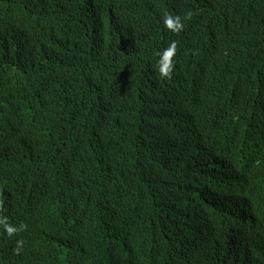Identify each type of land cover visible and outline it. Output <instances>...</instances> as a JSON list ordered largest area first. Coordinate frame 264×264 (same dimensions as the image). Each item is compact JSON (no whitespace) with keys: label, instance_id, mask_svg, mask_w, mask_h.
Returning a JSON list of instances; mask_svg holds the SVG:
<instances>
[{"label":"trees","instance_id":"1","mask_svg":"<svg viewBox=\"0 0 264 264\" xmlns=\"http://www.w3.org/2000/svg\"><path fill=\"white\" fill-rule=\"evenodd\" d=\"M0 217V264H264V0H0Z\"/></svg>","mask_w":264,"mask_h":264},{"label":"clouds","instance_id":"2","mask_svg":"<svg viewBox=\"0 0 264 264\" xmlns=\"http://www.w3.org/2000/svg\"><path fill=\"white\" fill-rule=\"evenodd\" d=\"M164 26L172 32H179L182 30L183 24L179 17H174L165 14L163 18ZM176 54V44L172 42L167 48L157 53L158 59L156 62V71L161 79H170L174 71L173 57ZM0 225H3L4 231L8 236H12L14 233L20 231V228L8 224L6 217H0ZM23 225H21V228Z\"/></svg>","mask_w":264,"mask_h":264}]
</instances>
